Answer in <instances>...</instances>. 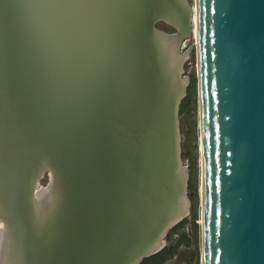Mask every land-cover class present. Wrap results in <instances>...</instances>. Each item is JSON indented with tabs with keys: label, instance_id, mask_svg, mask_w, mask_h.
Here are the masks:
<instances>
[{
	"label": "water",
	"instance_id": "95a60500",
	"mask_svg": "<svg viewBox=\"0 0 264 264\" xmlns=\"http://www.w3.org/2000/svg\"><path fill=\"white\" fill-rule=\"evenodd\" d=\"M195 6L200 264H264V0ZM190 24L186 0H0V264H140L165 247L190 209Z\"/></svg>",
	"mask_w": 264,
	"mask_h": 264
},
{
	"label": "rangeland",
	"instance_id": "374dc122",
	"mask_svg": "<svg viewBox=\"0 0 264 264\" xmlns=\"http://www.w3.org/2000/svg\"><path fill=\"white\" fill-rule=\"evenodd\" d=\"M191 9V16L194 14L195 0H186ZM194 24V23H193ZM190 24V34L186 36L184 42L178 49V54L182 55L189 49L186 60L181 65L182 71L188 77L186 96L190 95V103L184 111H178V128L180 135V155L181 167H187L188 179L193 173L192 183L196 191L189 192L187 187V198L190 202L189 216L174 226L165 235L164 246L175 247V252L165 260L163 264H200L201 262V228H200V196H199V161H200V143L198 127V91H197V59H196V40L194 35V25ZM193 26V27H192ZM154 28L162 33L171 34L175 30L169 25L157 21ZM194 84V88L190 89ZM190 90V91H189ZM185 96V97H186ZM184 97V98H185ZM183 98V99H184ZM182 102V101H181ZM193 161V164H192ZM51 182L50 171L44 170L37 178L36 184L38 190L46 189ZM194 216L196 221H193Z\"/></svg>",
	"mask_w": 264,
	"mask_h": 264
},
{
	"label": "trees",
	"instance_id": "16d2710c",
	"mask_svg": "<svg viewBox=\"0 0 264 264\" xmlns=\"http://www.w3.org/2000/svg\"><path fill=\"white\" fill-rule=\"evenodd\" d=\"M194 88V84L191 86L190 89ZM190 91V90H189ZM190 95L187 94V96L182 100L181 105H180V110L184 111L186 109V107L189 105L190 103ZM193 164V161H192ZM192 176L193 173L191 172V175L189 176L188 182H187V187L189 189L190 193H193L194 191H196V187L195 185L192 183ZM197 219L194 216L193 221L195 222ZM182 222V221H181ZM174 232V230L170 231V234H172ZM177 246L175 247H164L159 253L143 260L140 264H163V262L167 259H169V257L175 252Z\"/></svg>",
	"mask_w": 264,
	"mask_h": 264
},
{
	"label": "bare ground",
	"instance_id": "6f19581e",
	"mask_svg": "<svg viewBox=\"0 0 264 264\" xmlns=\"http://www.w3.org/2000/svg\"><path fill=\"white\" fill-rule=\"evenodd\" d=\"M194 14L191 16V22L192 24L194 25V35H195V38H197V9H196V6L194 8ZM193 27V26H192ZM184 42V40L181 42V44ZM196 43H197V40H196ZM201 151V144H200V149H199V152ZM199 164H201V157H200V161H199ZM200 196V195H199ZM189 206H190V202H189ZM188 211H189V208H188ZM189 216V214L187 213V215L185 217H183L180 221H178L176 224H174L169 230H171L174 226H176L177 224H179L181 221H183L184 219H186L187 217ZM167 231V232H168Z\"/></svg>",
	"mask_w": 264,
	"mask_h": 264
}]
</instances>
